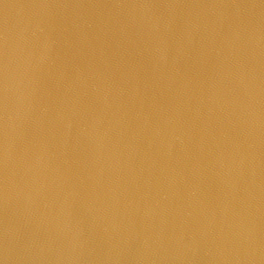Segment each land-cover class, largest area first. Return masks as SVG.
<instances>
[{
	"label": "water",
	"instance_id": "1",
	"mask_svg": "<svg viewBox=\"0 0 264 264\" xmlns=\"http://www.w3.org/2000/svg\"><path fill=\"white\" fill-rule=\"evenodd\" d=\"M0 264H264V0H0Z\"/></svg>",
	"mask_w": 264,
	"mask_h": 264
}]
</instances>
